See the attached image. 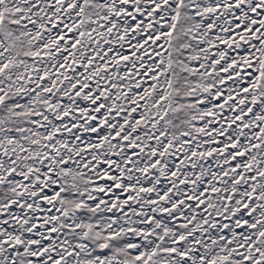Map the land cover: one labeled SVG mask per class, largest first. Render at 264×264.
<instances>
[{"label": "snow or ice", "instance_id": "snow-or-ice-1", "mask_svg": "<svg viewBox=\"0 0 264 264\" xmlns=\"http://www.w3.org/2000/svg\"><path fill=\"white\" fill-rule=\"evenodd\" d=\"M0 264H264V0H0Z\"/></svg>", "mask_w": 264, "mask_h": 264}]
</instances>
